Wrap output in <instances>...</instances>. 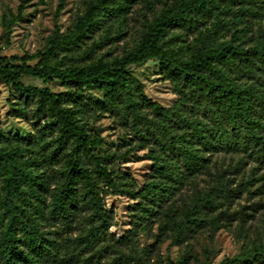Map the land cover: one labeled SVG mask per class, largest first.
Segmentation results:
<instances>
[{
  "label": "trees",
  "instance_id": "trees-1",
  "mask_svg": "<svg viewBox=\"0 0 264 264\" xmlns=\"http://www.w3.org/2000/svg\"><path fill=\"white\" fill-rule=\"evenodd\" d=\"M138 1L91 0L66 32L55 25L42 50L0 55V79L21 94L15 111L36 130L11 136L0 127V264L102 258L97 246L112 220L103 193L123 191L124 184L113 166L121 155L100 150L104 139L73 103L86 86L102 92L101 107L153 160L136 205L145 216L158 214L186 182L205 179L170 220L173 245L207 224L218 230L221 219L243 221L245 213L231 210L234 200L264 191V0H158L159 7L147 1L134 45L99 56L110 39H96L104 20L126 18ZM28 2L5 19L7 38ZM150 59L177 97L171 106L149 97L128 68ZM24 76L60 80L68 89L25 84ZM215 156L235 160L222 164ZM76 224L81 233L65 235ZM121 241L128 244L130 236ZM124 261L120 253L105 264ZM187 262L182 256L171 264ZM220 264H264V233Z\"/></svg>",
  "mask_w": 264,
  "mask_h": 264
},
{
  "label": "rangeland",
  "instance_id": "rangeland-1",
  "mask_svg": "<svg viewBox=\"0 0 264 264\" xmlns=\"http://www.w3.org/2000/svg\"><path fill=\"white\" fill-rule=\"evenodd\" d=\"M59 1L29 0L22 10L21 19L12 25L11 34L7 38L4 21L17 14L21 0H0V55L32 54L42 50L55 25L59 26L61 32H66L77 15L86 10L91 0H65L60 11ZM147 1L153 2L155 7L160 6L158 0H139L126 18L104 20L96 39L103 36L110 39L98 53L99 56L106 51L112 52L110 57L120 55L124 49L134 45L145 23L144 15L149 14ZM128 68L144 83L149 97L164 106L175 103L177 97L171 84L162 77L157 60L150 59ZM22 81L25 84L48 87L53 92L68 89L60 80L44 81L24 76ZM102 95L94 87L86 86L73 99L74 105L82 110L90 131L104 139V146L100 150L116 151L121 155V159L116 160L113 166L124 184L123 191L105 189L103 193L105 207L112 215V220L106 235L97 246L102 252L98 264H105L120 253L124 255V264H171L172 260H178L182 256H188L187 264H220L262 238L264 191L254 189L253 192L236 198L231 206V210L245 213L243 221L239 218L221 219V228L218 230L207 224L187 237L181 245H173L170 220L181 213L192 196L194 186L199 183L203 187L205 179L201 177L194 184L186 182L158 214L145 216L140 206L136 205L143 200L139 190L150 179L153 160L147 157V149L137 146L130 130L122 127L113 114L101 107ZM21 105L19 91L0 79V127L11 136L34 135L36 130L33 122L18 116L15 111ZM215 159L222 164L235 160L229 156H215ZM80 233L81 225L76 224V229L65 235L74 237ZM126 236H130V241L124 245L121 238ZM65 249L67 247L63 251Z\"/></svg>",
  "mask_w": 264,
  "mask_h": 264
}]
</instances>
